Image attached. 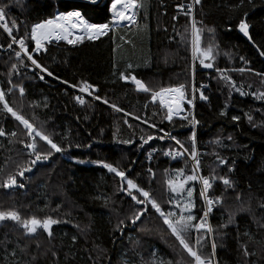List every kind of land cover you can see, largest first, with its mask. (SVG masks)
Returning a JSON list of instances; mask_svg holds the SVG:
<instances>
[{
  "label": "trees",
  "instance_id": "16d2710c",
  "mask_svg": "<svg viewBox=\"0 0 264 264\" xmlns=\"http://www.w3.org/2000/svg\"><path fill=\"white\" fill-rule=\"evenodd\" d=\"M93 1L0 0V6L5 8L9 26L16 21L18 30L13 29V35L18 38L30 33L33 23L58 12L75 10L91 23H110L111 0L90 3ZM181 4L185 7L178 10ZM188 4L193 5L192 16L201 30L200 47L213 45L214 56L206 61L213 64L211 69L204 68L199 59L193 60L191 18L184 14ZM136 12V24L114 28L97 40L85 39L76 45L50 42L45 46L47 52L34 55L53 73L51 77L44 74L43 80L38 70L19 66L13 50L7 48L8 40L0 35V88L10 87L7 81L11 79L25 89L23 100L18 88L6 96L10 106L66 149L31 165L32 170L22 177L17 175L16 187H0V211L15 210L22 218L59 221L52 225L50 237L42 229L26 234L15 222L5 221L0 264H175L182 257L183 264H190L158 215L150 213L131 223L128 217L133 202L119 190L120 178L90 162L112 163L149 190L162 206H167L172 195L165 180L173 170L184 168L189 174L192 170L191 161L186 163L187 154L175 159L163 154L178 148L174 141L167 136L156 138L170 133L190 150L192 126L180 116H174L172 122L165 120L167 109L159 100L152 104L151 94L138 91L131 80H121L122 71L136 75L153 90L184 83L191 95L194 83L208 97L202 101L197 92L194 107L183 104L184 114L195 115L199 121L200 174L215 175L210 192L213 196L223 193L222 203L209 215L213 234L205 241L204 253L211 252L214 239L215 264H264V100L240 95L221 78L229 76L246 93L264 90V75H257L264 74V56L260 55L264 52V0H244L242 6L240 0H201L200 4L194 0H145V7ZM240 19L248 24L251 40L239 33ZM179 34H184L183 40ZM12 63H17L19 74L9 76ZM241 68L245 71H239ZM85 81L96 91L91 99L84 98L82 105L75 99V90ZM96 95L102 99L96 100ZM112 104L123 111H115ZM2 109L0 105V126L17 136L0 137V184L19 171L17 163L28 167L35 158L19 143L29 139L22 133L23 126ZM233 116L240 119L234 121ZM148 135L154 139L142 144L140 138ZM36 139L40 151H47L44 142ZM126 139L133 143L118 142ZM216 140L220 144L213 143ZM152 148L157 151L149 158ZM217 157L225 163L220 164ZM148 168L153 169L154 178ZM219 177L229 179L231 187L226 189ZM21 183L23 188L18 187ZM189 186L199 215L203 205L200 183L189 182ZM243 247L254 255L245 256Z\"/></svg>",
  "mask_w": 264,
  "mask_h": 264
},
{
  "label": "snow or ice",
  "instance_id": "6c2138e0",
  "mask_svg": "<svg viewBox=\"0 0 264 264\" xmlns=\"http://www.w3.org/2000/svg\"><path fill=\"white\" fill-rule=\"evenodd\" d=\"M244 0H240V5L242 6ZM195 4H200L201 0H194ZM145 7V0H111L109 11L111 13L110 23H91L86 20L79 11H67V12H58L55 16H51L46 19H42L39 22L33 23L30 27V37L29 33L25 32L24 36H21L19 39L13 35V29L18 30V25L15 20H12L11 26L6 22V12L3 6H0V29H3V32L7 34L10 39V42L7 44L8 49H12L15 57L19 61V66L24 68H31L34 72H37L39 79H44V74L47 76H53V73L48 70V68L39 62L37 58L34 57L33 53L40 54L42 50L47 52L45 47L46 42L54 41H66L69 45H76L82 43L85 39L89 41H94L99 39L101 36L107 35L109 31L113 30L115 27L120 26L123 22H128L131 24L137 23V9ZM178 8H184L183 4L178 5ZM192 4L187 5V10L185 15L191 18L190 27L192 35V46H193V60L199 59L200 64L207 69L213 68V64L210 61L214 54L212 51L213 45H209L206 49L200 47V29L197 27L195 18L192 16ZM245 16L247 13L244 14ZM175 20L176 17H173ZM248 24L244 19H240L238 24V29L245 37L251 40V36L248 31ZM77 31L79 34H77ZM187 32L188 29L186 28ZM212 29H209V32H212ZM181 35V39H184V34ZM123 39V37H121ZM34 43V47L32 44ZM13 45H18V50L13 49ZM0 47H3L0 45ZM261 56H264V52H260ZM30 62V64L25 63V59ZM244 58L241 57V60ZM129 69L132 68L131 64H128ZM18 68L17 63H12L9 69L8 75L19 74L16 70ZM217 71L223 72V70L217 69ZM239 71L243 72L245 69L241 68ZM195 68H192V77L194 79ZM257 75H264L257 73ZM120 79L123 81L131 80V82L136 86L138 91L144 93H150L151 100L156 102L159 100L160 105L163 108H166V114L164 119L168 122L173 121L174 116H180L183 120H187L188 123L192 126L191 135L188 137L190 141V150L188 147H185V144L179 140L176 136L171 135L170 133H165L156 137L159 140H164L165 137L170 141H174L175 145L178 148H169L164 151L165 156H170L173 159L176 157H185L187 161L192 162V170L189 173H186L184 168L174 169L173 175L165 180L168 190L172 195L166 202L167 206H162L161 203L157 201L151 194L149 190H146L144 187H141L133 179L129 178L126 175V172L120 170L118 167L114 166L112 163H107L103 160H93L90 161L93 164L102 165L103 168L107 169L109 173H114L116 177L120 178L121 185L120 191L124 193L127 197L133 202L130 207L133 209L132 214L128 217L132 224H136L137 221H140L142 217L154 213L158 215L159 219L162 221V224L166 226V229L172 237L178 241L179 246L182 248L183 252L187 254V257L190 258V264H214L216 243L213 239L211 243V252L205 254L204 247L205 241L212 236L213 229L208 223V217L213 211L214 206L222 203L223 193L220 195L213 196L210 192L213 189V181L217 179L215 175L204 176L200 174V164L199 153L197 150V136H196V125L199 124V121L196 119L195 115L184 114L185 108L183 104L189 106V109L194 107L193 101L196 98V93L199 92V99L202 101H207L208 97L204 95L203 91H200L194 83L191 84V95H189L188 87L181 83L172 87H161L159 90L150 89L141 79H138L136 75L131 73L120 72ZM222 79L229 82L230 89H234L239 92L240 95H252L257 100H264V90H257L251 93H246L242 90V87H236L234 81L227 75H222ZM264 83V79L261 81ZM10 87L0 88V105L3 106V111L6 114H10L15 121L19 122V125H22V133L24 136L29 139H20L19 143L24 145V148L28 150L30 156L35 158L29 161L28 167H23L21 164L17 163L16 167L19 171L13 175L9 174L7 178L0 184V187L4 189H11L17 186V175L23 176L26 171H31V165H35L39 161H47L53 153H64L66 149L60 144L53 141L50 135L46 134L44 131L37 129L29 119L25 118L23 114L15 110L10 106V102L6 99L8 94L13 93L14 89L19 90L20 99L23 100L25 89L22 86L14 84L11 79L7 81ZM67 83V81H64ZM205 85H201V88ZM81 93H87L92 96L96 91L94 85L89 84L87 81L83 82V86L79 88ZM96 100H101L102 98L98 95L94 96ZM75 99L80 104H85V100L81 96H76ZM105 104L109 102L107 100L103 101ZM38 106V105H37ZM47 107V104L43 105ZM115 111L122 112L123 109L119 108L117 105H110ZM224 112H221V115H224ZM140 119V117H136ZM239 116H233L232 120H239ZM249 121H251V116H248ZM125 124L128 123L127 120L124 121ZM145 124H148V121H144ZM152 128H156L155 124L149 125ZM131 127V125H129ZM160 132H164V129H159ZM6 135H11L13 137L17 136L16 132L6 133L3 126H0V137ZM44 142L47 151H40V145L37 142ZM114 134V139H115ZM142 144H148L149 141L154 139L153 135H148L146 138L141 137ZM231 139V137H229ZM123 144H132L133 141L130 139L118 141ZM11 144L12 141L10 140ZM215 144H220L219 140L214 141ZM71 147V144L68 145ZM81 145L77 144L76 147ZM90 146V145H86ZM142 146V145H141ZM156 148H152L149 152V158L151 154L156 152ZM10 159V158H9ZM220 164H224L225 161L217 157ZM78 163H84L83 160H78ZM7 163V160L5 161ZM148 173L151 178H154L155 173L152 168H148ZM231 171V169H230ZM166 174L168 170H165ZM219 180L227 189L231 187V182L225 177H219ZM189 182H198L201 185L199 196L203 201V205L200 208V214L195 213L196 203L193 199V187L189 186ZM18 187L23 188L24 185L21 183ZM239 198V197H237ZM231 219V217H230ZM12 221L16 225L22 227L26 234H34L38 229H42L44 232L48 233L49 237L52 235V225L57 224L59 221L47 217L43 220L38 219L36 216L30 218H22L18 211L9 210V211H0V222ZM124 221L121 220L120 224H123ZM75 240V237H73ZM243 253L245 256L254 255V253H249L246 247H243ZM5 255L7 256V250H5ZM12 255L15 256V250H13ZM162 264V262H161ZM173 264V262H169ZM175 264H183V257L181 260L175 262Z\"/></svg>",
  "mask_w": 264,
  "mask_h": 264
},
{
  "label": "built area",
  "instance_id": "2783aa9c",
  "mask_svg": "<svg viewBox=\"0 0 264 264\" xmlns=\"http://www.w3.org/2000/svg\"><path fill=\"white\" fill-rule=\"evenodd\" d=\"M110 8V7H109ZM178 10H181V8H178ZM110 12V11H109ZM110 16H111V13H110ZM134 24H131V23H128V22H123L120 26H118V27H115V28H129L130 26H133ZM3 35L7 40H8V42H10V39H9V37L7 36V34L6 33H4L3 32V29H0V35ZM29 37H30V33H29ZM20 37H18L17 39H19ZM49 44V42H46V44H45V46L46 45H48ZM32 46L34 47V43L32 44ZM13 49H16V50H18V45H13ZM43 51V50H42ZM33 55H38V54H36V53H33ZM22 58H24V57H22ZM26 61H27V59L26 58H24ZM29 64H30V62L29 61H27ZM76 91V93H77V95L76 96H81V97H83V98H92L90 95H88L87 93H81L80 91H79V89H76L75 90ZM201 186V185H200ZM208 223H209V217H208ZM214 264H215V261H214Z\"/></svg>",
  "mask_w": 264,
  "mask_h": 264
},
{
  "label": "flooded vegetation",
  "instance_id": "af4514ba",
  "mask_svg": "<svg viewBox=\"0 0 264 264\" xmlns=\"http://www.w3.org/2000/svg\"><path fill=\"white\" fill-rule=\"evenodd\" d=\"M4 222H0V235H3L4 231H5V228H4ZM1 241V239H0Z\"/></svg>",
  "mask_w": 264,
  "mask_h": 264
},
{
  "label": "rangeland",
  "instance_id": "374dc122",
  "mask_svg": "<svg viewBox=\"0 0 264 264\" xmlns=\"http://www.w3.org/2000/svg\"><path fill=\"white\" fill-rule=\"evenodd\" d=\"M110 7V6H109ZM52 42H63V41H52ZM50 43V42H49ZM64 43H67V42H64ZM151 103L153 104L154 102L151 100ZM30 172V171H29ZM200 188H201V186H200ZM23 229V228H22ZM3 241H5V239L3 240Z\"/></svg>",
  "mask_w": 264,
  "mask_h": 264
},
{
  "label": "water",
  "instance_id": "95a60500",
  "mask_svg": "<svg viewBox=\"0 0 264 264\" xmlns=\"http://www.w3.org/2000/svg\"><path fill=\"white\" fill-rule=\"evenodd\" d=\"M100 0H95V1H93V2H90V3H98ZM239 33L240 34H243V33H241L240 31H239ZM31 71H33L32 69H30ZM192 163V162H191Z\"/></svg>",
  "mask_w": 264,
  "mask_h": 264
},
{
  "label": "bare ground",
  "instance_id": "6f19581e",
  "mask_svg": "<svg viewBox=\"0 0 264 264\" xmlns=\"http://www.w3.org/2000/svg\"><path fill=\"white\" fill-rule=\"evenodd\" d=\"M77 34H79V32L77 31ZM102 37V36H101ZM54 41V40H53ZM61 41H63V40H61ZM63 42H66V41H63Z\"/></svg>",
  "mask_w": 264,
  "mask_h": 264
}]
</instances>
